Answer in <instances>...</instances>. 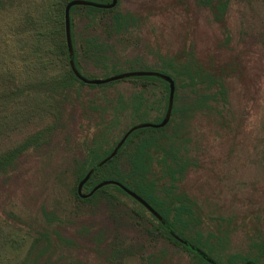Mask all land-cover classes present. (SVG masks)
Instances as JSON below:
<instances>
[{
	"label": "rangeland",
	"instance_id": "1",
	"mask_svg": "<svg viewBox=\"0 0 264 264\" xmlns=\"http://www.w3.org/2000/svg\"><path fill=\"white\" fill-rule=\"evenodd\" d=\"M119 10L139 18L119 34H109L105 25L86 28L87 20L77 23L84 35L110 45L111 59L100 66L80 54L82 75L88 80L159 68V54H175L186 46H193L205 62L235 63L236 70L227 79L225 122L202 115L184 120L182 132L187 136L182 137V154L190 167L179 188L203 208L205 234L221 225L229 229L226 256L252 255V241L264 238V0L229 1L225 23L232 40L228 44L225 29L201 0H121ZM73 90L77 94L68 102L60 128L0 181V264H22L43 231H57L77 246H63L52 236L53 248L39 264H148L152 255H162L165 264H194L186 251L147 232L146 225L155 221L131 199L123 197V206L113 207L75 199L74 160L84 152L81 144L92 140L99 115L111 112L108 109L120 96L130 99L140 85L78 84ZM160 90L156 85L145 95L151 99ZM161 114L159 109L150 110L138 123L157 124L155 118ZM131 115V111L124 114L116 134L128 128ZM111 118L112 114L105 115L106 120ZM52 121L48 113H39L13 123L0 138V153ZM44 211L58 219L50 222ZM83 227L90 229L89 235L82 232ZM99 235L104 238L103 247L115 251V257L107 255V259L95 250L93 240Z\"/></svg>",
	"mask_w": 264,
	"mask_h": 264
},
{
	"label": "trees",
	"instance_id": "2",
	"mask_svg": "<svg viewBox=\"0 0 264 264\" xmlns=\"http://www.w3.org/2000/svg\"><path fill=\"white\" fill-rule=\"evenodd\" d=\"M70 1L0 0V138L13 127V123L23 119L29 120L39 113H48L53 117L47 127L0 153V181L17 168L23 157L47 143L62 125L63 114L68 102L72 101L71 97L77 94L73 90L74 86L86 85L74 75L70 65L65 31V8ZM87 1L111 3L110 0ZM229 1L201 0L215 22L225 29L227 44L232 40L225 23ZM120 3L121 0H118L117 6L110 10L85 6L71 9L74 64L81 75L84 70L80 54L98 66L109 62L111 58L107 41L84 35L82 30H77V23L87 20L86 28L95 29L105 25L109 34H119L139 21L133 14L121 12ZM58 61L63 64L62 68ZM131 62L141 64L139 60ZM159 65V68L146 67L144 71L158 72L174 80L176 92L170 122L161 129L135 131L112 160L98 167L111 155L124 135L140 124L139 119L147 118L150 110L159 109L162 114L155 118L159 124L168 109L169 84L160 77H133L110 83L129 82L140 85V90L128 100L120 96L113 109H108L111 112L101 113L92 140H85L81 144L84 152L74 160L75 199L83 204L103 202L113 207L123 206V197H127L149 213L116 185H108L92 197L81 199L77 192L78 185L90 170L96 169L84 186V194L90 193L103 181L121 183L144 199L163 218L161 222L149 213L155 222L146 225L147 232L159 234L186 251L194 264H264V238L252 241L255 251L252 255L226 256L224 247L229 239V229L221 225L222 228H212L205 234L202 225L206 214L203 208L195 198L179 188L190 167L189 159L182 154V137L187 136L182 132L184 120L202 115L215 116L219 123L225 122L227 79L236 70L235 63L217 65L213 59L205 62L198 57L193 46H186L175 54H159ZM156 85L161 90L153 98H147L145 91ZM130 111L132 115L128 128L122 135L116 134L124 114ZM107 114H112L110 120L105 119ZM169 128H173L171 133L168 132ZM131 213L143 216L137 210H131ZM44 215L50 222L58 219L46 211ZM82 232L89 235L90 229L83 227ZM52 236L63 246H77L75 241L63 237L57 231L39 232L22 264H39L38 260L53 248ZM103 241L102 235L93 240L95 250L108 259L115 251L103 247ZM163 261L162 255L148 257V264H165Z\"/></svg>",
	"mask_w": 264,
	"mask_h": 264
},
{
	"label": "water",
	"instance_id": "3",
	"mask_svg": "<svg viewBox=\"0 0 264 264\" xmlns=\"http://www.w3.org/2000/svg\"><path fill=\"white\" fill-rule=\"evenodd\" d=\"M110 1H111L110 4H98V3L90 2L87 0H72L66 5V8H65L66 41H67V46H68V51H69L70 65H71V69H72L74 75L80 81H82L84 84L96 85V86L106 85L109 83L121 81V80L128 79V78H133V77H160L161 79H163L164 81H166L169 84L170 93H169L168 109H167V112H166V115H165L163 121L159 124L144 123V124H139V125L132 127L124 135V137L118 143V145L116 146L114 151L111 153V155L109 157H107L106 159H104L101 163H99L98 167H101L104 164H106L108 161L112 160L117 155V153L122 148V146L125 144V142L129 138V136L132 133H134L135 131L140 130V129H147V128L161 129V128L166 127L168 125V123L170 122L171 117H172L174 98H175V92H176V84H175L174 80L171 77L164 75V74H161V73H158V72H153V71L129 72V73H124L121 75L113 76V77L107 78L105 80H88L84 76H82L79 73V71L76 69L75 64H74V47H73L72 32H71V19H70L71 9L73 7H76V6L95 7L98 9H106V10L114 9L118 4V0H110ZM95 170L96 169L90 170L88 172V174L86 175V177L78 185L77 192H78V195L81 199H88V198L92 197L98 190L102 189L103 187H106L108 185H116V186L120 187L130 197H132L138 203H140L143 207H145L154 217H156L158 220L163 222V218L160 216V214H158V212H156L144 199H142L139 195H137L136 193H134L133 191H131L130 189H128L127 187H125L124 185H122L119 182L103 181V182L99 183L96 187H94V189L90 193L84 194L83 193L84 186L91 179Z\"/></svg>",
	"mask_w": 264,
	"mask_h": 264
}]
</instances>
